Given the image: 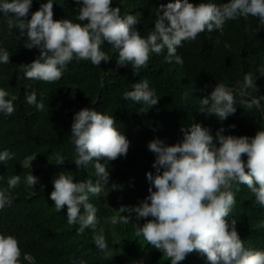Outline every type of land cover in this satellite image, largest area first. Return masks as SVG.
<instances>
[{
    "label": "trees",
    "instance_id": "trees-1",
    "mask_svg": "<svg viewBox=\"0 0 264 264\" xmlns=\"http://www.w3.org/2000/svg\"><path fill=\"white\" fill-rule=\"evenodd\" d=\"M47 0H33L31 14ZM175 0H112L111 7H119L121 15H137L135 28L147 36L155 27L157 9ZM194 5L201 0H189ZM227 0H214L220 5ZM53 19H75L78 5L75 0H53ZM162 14V11L161 13ZM86 22V21H85ZM167 23V21H165ZM26 36L13 28L11 34L0 16V47L10 53V62L0 64V87L17 96L14 112L10 117L0 115V151L7 149L12 158L6 165L0 163V188L6 181L19 175L18 186L11 189L13 202L0 210V233L17 238L22 257L28 253L35 264H73L84 260L86 264H170L163 253L153 248L144 238L135 236L134 223L142 225L148 218L137 220L135 214L128 224L106 222L122 205L136 206L149 194L148 172L155 174L152 167L155 154L147 145L154 138L168 145L179 142L181 128L192 123L210 129L215 137L218 129L224 135L252 137L264 129V112L255 108L244 109L235 95L236 112L220 121L214 115L202 111L200 99L207 96L217 83L235 88L245 73L256 79L257 88L250 89L252 96L264 97V76L258 68L264 64V27L259 26L257 17L229 20L223 31H204L195 40L182 42L177 48L183 63L165 61L166 49L159 55L151 53L146 67L134 74L131 65L117 63L118 54L105 41L100 47L108 56L94 66L88 60L73 59L62 72L59 80L49 83L24 78L20 67L31 63L39 56L37 48L24 47ZM121 66V67H120ZM147 80L156 90L159 101L145 113L137 110L142 105L123 99L125 91L132 85ZM35 90L37 100H43L44 109L37 111L29 105L25 96ZM187 93V96H185ZM264 107V99H261ZM94 108L107 112L115 118V127L125 134L130 145L126 156L115 160L101 159L110 173L109 185L99 196L89 195V202L97 209V232L104 229L111 258L105 259L94 245L93 232L77 234L78 225H68L66 206L57 212L50 197L52 180L56 174L65 172L76 181L96 180L93 162L77 169L72 161L74 146L70 140L74 113L82 108ZM235 125V127H230ZM65 157L56 164L55 153ZM246 160V156L242 155ZM27 159H35L38 167L25 165ZM32 171L38 178L34 187L26 188L25 175ZM115 187V188H113ZM154 190V189H153ZM235 205L226 218L229 223L236 220V229L246 248L264 250V207L255 202V196L246 185L235 184ZM122 215V214H121ZM123 215H128L123 213ZM178 264H210L206 256L193 250Z\"/></svg>",
    "mask_w": 264,
    "mask_h": 264
},
{
    "label": "clouds",
    "instance_id": "clouds-1",
    "mask_svg": "<svg viewBox=\"0 0 264 264\" xmlns=\"http://www.w3.org/2000/svg\"><path fill=\"white\" fill-rule=\"evenodd\" d=\"M32 3L33 0H0V16L4 17L10 34L15 28L26 36L24 47L39 50L35 60L20 65L24 78L49 83L59 80L73 59L88 60L94 66L107 62L109 56L100 47L105 41L117 52V63L130 64L137 74L147 66L151 53L159 55L165 49L166 62L182 64V58L176 54L182 42L195 40L204 31L222 32L229 20L253 16L264 27V0H227L220 5L214 0H201L196 5L189 0H175L157 9L155 27L147 36L135 28L137 15H121L119 7H111L112 0H75L79 6L75 19L83 23L54 20L53 0L41 3L29 18ZM9 62V51L0 47V64ZM258 72L264 76V64ZM255 81L251 73H245L235 88L217 83L200 99L202 111L224 121L236 112L235 95H238L244 109L264 112L261 105L264 97L249 92L257 88ZM123 99L142 105L137 110L139 113H145L146 108L159 101L147 80L134 83L131 91L123 93ZM16 100V95L0 87V115L10 117ZM25 100L37 111L44 109L43 100H37L35 90ZM115 123L112 115L94 108L85 107L74 113L70 134L74 146L72 161L77 169L95 161L96 180L76 181L62 171L53 178L49 197L57 212L66 206L67 224L78 225V235L86 229L92 230L93 243L105 259L111 258L112 253L103 227L97 232V209L89 202V195L99 196L109 185L110 173L100 163L101 159L112 161L128 152L130 142ZM181 132L182 139L174 145L159 138L148 143V149L155 154L152 165L155 174L146 175L149 194L136 206L122 205L106 222L128 224L132 214L137 220L151 217L142 225L134 223L135 236H142L161 251L170 264H178L193 250L205 255L210 264H264V250L246 248L236 229V220L229 223L226 219L236 202L235 184L246 185L255 202L264 207V129L248 137L224 135L225 129L221 127L213 137L210 129L192 123L182 127ZM11 158L9 150L0 151V163L6 165ZM65 160L62 154L55 153L56 164ZM19 182V175H13L7 179V187L0 188V210L12 204L10 190ZM24 182L26 188H31L38 178L31 171L25 175ZM22 259L26 264H35L28 253ZM0 264H21V250L13 235L0 233ZM78 264L86 262L79 260Z\"/></svg>",
    "mask_w": 264,
    "mask_h": 264
},
{
    "label": "rangeland",
    "instance_id": "rangeland-1",
    "mask_svg": "<svg viewBox=\"0 0 264 264\" xmlns=\"http://www.w3.org/2000/svg\"><path fill=\"white\" fill-rule=\"evenodd\" d=\"M25 165L29 166V167H38L39 166V162L35 159H27L25 161Z\"/></svg>",
    "mask_w": 264,
    "mask_h": 264
},
{
    "label": "water",
    "instance_id": "water-1",
    "mask_svg": "<svg viewBox=\"0 0 264 264\" xmlns=\"http://www.w3.org/2000/svg\"><path fill=\"white\" fill-rule=\"evenodd\" d=\"M121 67V66H120Z\"/></svg>",
    "mask_w": 264,
    "mask_h": 264
}]
</instances>
